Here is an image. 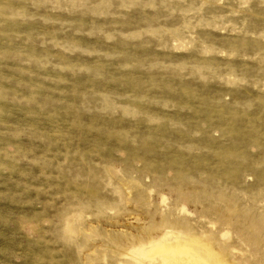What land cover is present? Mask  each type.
Instances as JSON below:
<instances>
[{"label": "rangeland", "instance_id": "obj_1", "mask_svg": "<svg viewBox=\"0 0 264 264\" xmlns=\"http://www.w3.org/2000/svg\"><path fill=\"white\" fill-rule=\"evenodd\" d=\"M0 264H264V0H0Z\"/></svg>", "mask_w": 264, "mask_h": 264}, {"label": "bare ground", "instance_id": "obj_2", "mask_svg": "<svg viewBox=\"0 0 264 264\" xmlns=\"http://www.w3.org/2000/svg\"><path fill=\"white\" fill-rule=\"evenodd\" d=\"M164 251V250H163Z\"/></svg>", "mask_w": 264, "mask_h": 264}]
</instances>
